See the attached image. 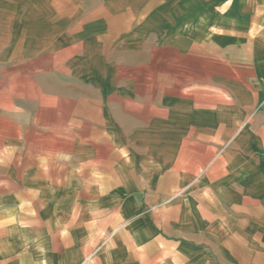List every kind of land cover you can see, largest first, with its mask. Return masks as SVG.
Returning a JSON list of instances; mask_svg holds the SVG:
<instances>
[{
    "label": "crops",
    "instance_id": "1",
    "mask_svg": "<svg viewBox=\"0 0 264 264\" xmlns=\"http://www.w3.org/2000/svg\"><path fill=\"white\" fill-rule=\"evenodd\" d=\"M148 1L98 15L127 46H219L223 70L159 73L152 99L0 93V264H264V0H161L134 28Z\"/></svg>",
    "mask_w": 264,
    "mask_h": 264
},
{
    "label": "rangeland",
    "instance_id": "2",
    "mask_svg": "<svg viewBox=\"0 0 264 264\" xmlns=\"http://www.w3.org/2000/svg\"><path fill=\"white\" fill-rule=\"evenodd\" d=\"M148 2L155 8L149 15H142L140 22L134 15V28L148 21L156 24L161 0ZM108 3L109 0H0V93L6 91L2 96L5 102H12L16 89L24 93L22 97L38 93L39 102L70 107L77 98H87L79 94L78 88L90 90L92 95L88 96L94 97L100 88L115 86L128 88L134 95L137 90L147 92L154 95L152 99L157 97L159 73H171L173 78L169 76L166 83L178 85L186 81L184 74L223 70L220 62H213L222 58L219 46L208 50L195 47L187 55L183 47L127 46V33L119 29L124 22L112 21L114 29L110 30L107 20L98 15ZM91 18L94 21L87 23ZM156 35L150 33L151 42L157 40ZM99 38L112 39L114 46H98L95 39ZM90 54L94 56L87 61L84 56ZM16 58L22 62H15ZM231 66L237 70L238 64Z\"/></svg>",
    "mask_w": 264,
    "mask_h": 264
}]
</instances>
